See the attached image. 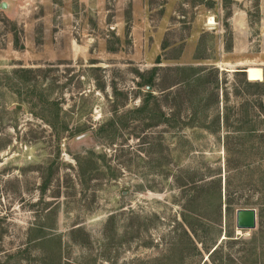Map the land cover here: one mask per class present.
Segmentation results:
<instances>
[{
  "label": "rangeland",
  "instance_id": "374dc122",
  "mask_svg": "<svg viewBox=\"0 0 264 264\" xmlns=\"http://www.w3.org/2000/svg\"><path fill=\"white\" fill-rule=\"evenodd\" d=\"M0 1V264H264V0Z\"/></svg>",
  "mask_w": 264,
  "mask_h": 264
},
{
  "label": "trees",
  "instance_id": "16d2710c",
  "mask_svg": "<svg viewBox=\"0 0 264 264\" xmlns=\"http://www.w3.org/2000/svg\"><path fill=\"white\" fill-rule=\"evenodd\" d=\"M253 68H255V67H253ZM258 69L261 71L260 68H258ZM215 70H216V73H217V69H215ZM246 70L248 71L249 67H247ZM177 71L179 72L180 70L178 69ZM182 71L186 73L184 75V80H182V81L184 82V84H186L187 89L192 87L194 84H196L199 87L205 80V71H201V73L198 76L196 75L197 73L194 72L195 70L193 68L192 69L191 68L183 69L180 72H182ZM23 72H31V71L27 70V69H15V70H13V75L17 76V75H19L20 73H23ZM154 72H155V69H152L150 71L149 76L144 79L143 83H144L145 86H149V85L153 86V84H154ZM235 73H236V75L245 76V72H243V71H235ZM215 81H216V79H215ZM241 82H243L245 86H249V87L264 85V82L262 83V81H249L248 79H246L244 77L242 78ZM215 88L216 89L218 88V83H216ZM148 97H151V93L150 92H147V98ZM145 101H148V99L145 100ZM198 102L199 103L201 102V98L199 99ZM145 106H146V104H145ZM144 108L145 107H141V108H139V110L143 111ZM195 108L193 107V113L196 111ZM40 118L43 119L48 124H50L52 127H54V128L56 127L53 122H51L49 119H46V117H43V115H41ZM56 118H58V117H56ZM216 118L217 119L214 122H215V126L217 127V131L211 129L210 124H206L205 123V119L201 120L202 122L200 121L198 123V127L202 128V129H204L206 131H209L210 133H213V134L217 135V133H219V131H220V128H221L220 125H221L223 127L224 131H225V134L223 135V137H221L223 139V143L222 144H223L224 150L228 153L229 150H230V141L232 139V136H231V133H230V130H229V128H230L229 118H224L223 117L221 122H220V119L218 117H216ZM238 121L240 122L239 123V128H242L243 127L242 124L245 121L244 120L242 121L241 119H239ZM240 137H243V136L242 135H238V141H239ZM217 138L221 139L220 138V134L217 135ZM240 145H241V143H239V146ZM226 166L228 167V169L231 168V166L229 164H227ZM225 187L226 188L229 187V175L225 178ZM221 189H222V187H221V179L218 178V179H216V196H217V199H220ZM226 204L228 206L227 213L230 214V211H231L230 204L227 203V202H226ZM218 213L220 214V204H219ZM200 242L202 243L201 240H200ZM218 247H219V245H215L214 244L211 247V249L207 250L208 258L211 259V257H213V255L217 252ZM205 263L206 262H204V264ZM57 264H59V263H57Z\"/></svg>",
  "mask_w": 264,
  "mask_h": 264
},
{
  "label": "water",
  "instance_id": "95a60500",
  "mask_svg": "<svg viewBox=\"0 0 264 264\" xmlns=\"http://www.w3.org/2000/svg\"><path fill=\"white\" fill-rule=\"evenodd\" d=\"M8 8V2L0 1V9L6 10ZM242 71L246 73L245 68ZM256 222L257 212L254 208H239L235 211V226L238 230H253L256 228Z\"/></svg>",
  "mask_w": 264,
  "mask_h": 264
},
{
  "label": "bare ground",
  "instance_id": "6f19581e",
  "mask_svg": "<svg viewBox=\"0 0 264 264\" xmlns=\"http://www.w3.org/2000/svg\"><path fill=\"white\" fill-rule=\"evenodd\" d=\"M213 21H211L210 23H212ZM249 75H250V77L252 78V79H259V77H260V70L258 69V68H253V67H251V68H249ZM246 72H247V70H246Z\"/></svg>",
  "mask_w": 264,
  "mask_h": 264
}]
</instances>
